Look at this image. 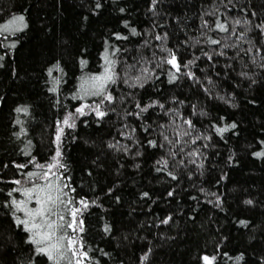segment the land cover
<instances>
[{
    "label": "trees",
    "instance_id": "16d2710c",
    "mask_svg": "<svg viewBox=\"0 0 264 264\" xmlns=\"http://www.w3.org/2000/svg\"><path fill=\"white\" fill-rule=\"evenodd\" d=\"M15 15H24L27 27L0 30V264H49L26 243L28 233L16 226L14 209L4 206L11 199L7 193L43 183L35 177L29 182L27 173L51 162L57 122L82 104L100 102L98 96L73 97L83 95L81 84L90 76L102 73L106 48L110 54L119 49L113 57L118 78L107 85L114 102L102 104L105 117L90 113L76 118L74 129L65 128L66 168L58 170L61 184L70 186L68 198L89 201L78 235L90 249L91 264H203L205 255L216 256L214 264H264V157L254 155L264 151V37L255 27L264 21V0H158L154 9L151 0H0V25ZM217 16L230 29L235 19L251 21L236 26L237 32L251 28V53L229 48L224 56L213 54L220 46L208 38L228 34L203 24L214 26ZM165 33L166 40L155 39ZM248 47L241 42L240 48ZM162 48L173 50L182 65L193 60L188 70L199 82L177 74L169 83L171 66L161 63L168 55ZM57 64L62 71L49 76ZM132 64L137 71L131 76L150 69L143 87H130L126 72ZM153 101L164 108L135 115L137 103ZM185 118L195 130L177 137L188 130ZM232 123L235 129L216 133ZM117 142L119 150L108 146ZM190 151L199 156H188ZM162 158L167 168L157 164ZM13 197L24 199L19 192Z\"/></svg>",
    "mask_w": 264,
    "mask_h": 264
},
{
    "label": "snow or ice",
    "instance_id": "6c2138e0",
    "mask_svg": "<svg viewBox=\"0 0 264 264\" xmlns=\"http://www.w3.org/2000/svg\"><path fill=\"white\" fill-rule=\"evenodd\" d=\"M231 2V0H229ZM152 7L154 9L155 5L158 3V0H151ZM99 7V4L97 5ZM123 11V9H121ZM207 15H216L215 12L206 13ZM255 15V13H253ZM233 27H229V22L227 19L221 20L219 16H217L214 26L209 25L208 21L205 20L203 27L205 29H209L211 31H218L220 33H227L228 35L222 37L220 39L209 37L207 43L211 45H219L220 51L213 50L214 55L224 56L225 49L229 48H237L240 51L244 52L245 55L252 52V48L255 46L251 41L246 40L248 31L251 30L250 27L245 28L242 32L236 31V26L241 25H251L250 20L235 19L233 22ZM127 26V25H126ZM27 27L25 23L24 15H15L13 16L7 23L0 25V30L4 32H17L22 31ZM255 27L260 31L262 37H264V21L255 25ZM133 35H137L136 29H131ZM232 37H235V40H232ZM117 39H127L126 36H117ZM155 39L157 41H163L167 39V34L165 33L163 36L156 35ZM241 42L249 43L250 47L247 49L240 48ZM147 43V42H146ZM199 43V41H197ZM14 47V45H13ZM162 51H167L168 55L163 58L161 63H167L171 66V70L169 73V83L175 82L179 79V75H186L189 79L199 82V79L195 76V73L188 70L191 65L194 64L193 60H189L183 65L180 63L176 53L171 49L162 48ZM119 49H115L111 54L106 48L103 53V71L99 75L90 76L86 81L81 84V90L83 95H79L73 97L74 99H84L85 96H98L102 97L100 102L95 103L94 105H89L87 103L80 105L75 109L74 112H69L62 121L57 122V129L55 134L54 143L56 145L54 155L51 158V162L48 164H36L35 167L41 169L40 172H29L27 173L28 181L31 182L33 177H35L39 181H43V183H32L31 187L21 188H13L8 191L7 195L11 198L8 202L5 203V207L11 206L14 211L12 213L14 222L17 227H22L24 232L28 233V239L26 243L32 244L34 246V251L37 255H42L47 257L49 264H62V262H66V264H85V261H88L91 264V258L88 255L89 250L84 249V245L81 242V238L78 233H82L84 231V221L80 219L82 216V211L89 207V201L86 199H79L75 201L73 199H69V193L65 191L66 188L70 186L68 184H61L62 173H59V169H65L66 165L62 162L63 152H62V142L63 136L65 133V128L74 129L76 127L75 119L78 117L89 115L90 113H94L98 118H103L108 115L107 110H102V104L107 101L108 103L114 102V97L111 92L108 90L107 85L109 83L115 84L118 78V73L115 71V66L117 61L113 59L116 52ZM256 53H260V49L256 48ZM240 52H237L239 55ZM204 55L208 58L209 61L213 59V55L205 52ZM3 59V57H0ZM196 59H200V57H196ZM253 62H255V57L252 58ZM261 60H264V56L260 57ZM82 64H86V61H81ZM157 67L160 64L156 65ZM264 67V64L261 65ZM184 69V71H182ZM53 70L62 71L57 64L55 68L49 69V76L52 75ZM174 70V71H172ZM134 71H137L136 65H128V69L126 75L133 81L130 84V87H143V83H141L142 79H146L149 75L150 69L148 67L140 68L139 75L131 76L130 74ZM241 75H246V73H241ZM159 77H157L158 79ZM125 83L128 81L125 80ZM208 84H212V80L209 79ZM55 84L59 83L58 79L54 80ZM55 92L57 89L53 87L50 89ZM208 91L207 88L204 89ZM159 106L160 108H164V105L159 103L158 101H153L147 105L141 106L137 103L136 107L139 109V112L135 113L137 117L140 116L141 113L147 112L150 108ZM87 110V111H86ZM17 112H27L26 108H17ZM131 115V113H129ZM19 123V121H17ZM183 124L187 125L188 130H184L183 132L177 131L175 134L177 137H185L191 136L192 131L195 130V126L193 125L190 119H183ZM163 127V126H162ZM237 125L232 123L230 125H226L224 127H216L215 131L217 134L222 135L223 133L229 131L230 129H235ZM147 131V128L144 129ZM135 132V129L132 130ZM163 139L167 141L169 144H172L173 141L169 139L168 135H165L163 132L161 133ZM130 138V137H129ZM208 138V137H205ZM200 139V136H197L195 139L191 141L192 144L196 143V140ZM148 143L152 147H156V141L149 140ZM177 145L180 143L179 139L176 141ZM187 143V141H185ZM110 148H117V144H109ZM163 146V145H161ZM180 152H183L184 149L179 148ZM174 154V153H173ZM190 157L199 156L198 151H190L187 153ZM254 155L257 157H264V151L256 152ZM190 163L195 164V160H191ZM157 164L162 165L163 168H167L168 160L161 159L157 161ZM18 167H26V165H18ZM202 167V165H201ZM162 170L161 168H157V171ZM169 175H172L169 172ZM173 179H176L174 175H172ZM15 185H20V180L12 181ZM70 191H75V189H70ZM19 192L24 199H16L13 197V193ZM147 193H144V196H147ZM169 195H172L170 192ZM35 207H29V204L33 203ZM219 202V198H218ZM94 203V202H93ZM247 204H252L251 200L245 201ZM79 205V206H75ZM16 213H22L23 215H17ZM65 213L71 217V219H66ZM171 220V216L167 217L162 221L163 224L169 223ZM241 224H245L246 222L241 221ZM71 230V234L69 232ZM106 231L110 229L106 228ZM147 255L143 257V260H147ZM242 259V257H237V260ZM216 260V256H203L202 261L203 264H214Z\"/></svg>",
    "mask_w": 264,
    "mask_h": 264
},
{
    "label": "rangeland",
    "instance_id": "374dc122",
    "mask_svg": "<svg viewBox=\"0 0 264 264\" xmlns=\"http://www.w3.org/2000/svg\"><path fill=\"white\" fill-rule=\"evenodd\" d=\"M9 32H12V31H9Z\"/></svg>",
    "mask_w": 264,
    "mask_h": 264
}]
</instances>
